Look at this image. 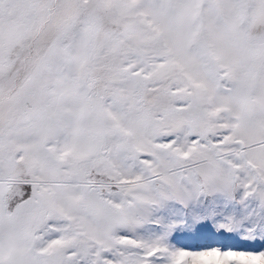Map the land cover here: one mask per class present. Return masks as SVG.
I'll use <instances>...</instances> for the list:
<instances>
[{"label": "snow or ice", "instance_id": "1", "mask_svg": "<svg viewBox=\"0 0 264 264\" xmlns=\"http://www.w3.org/2000/svg\"><path fill=\"white\" fill-rule=\"evenodd\" d=\"M256 236L264 0H0V264H264Z\"/></svg>", "mask_w": 264, "mask_h": 264}, {"label": "rangeland", "instance_id": "2", "mask_svg": "<svg viewBox=\"0 0 264 264\" xmlns=\"http://www.w3.org/2000/svg\"><path fill=\"white\" fill-rule=\"evenodd\" d=\"M201 228L215 230L216 225L209 222L202 225ZM219 231L223 230L220 229ZM176 235L179 234H174L172 242H175ZM240 238L244 239L245 243L249 246L264 250V238H261L260 236H256L251 239H245L244 237ZM176 264H245V259L243 257V254L213 252L197 257H186L181 255L177 257Z\"/></svg>", "mask_w": 264, "mask_h": 264}]
</instances>
